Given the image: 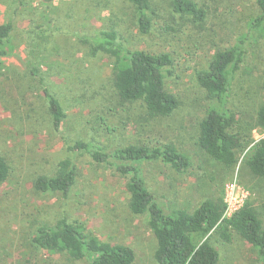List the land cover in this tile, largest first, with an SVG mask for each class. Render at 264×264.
<instances>
[{
	"label": "rangeland",
	"instance_id": "rangeland-1",
	"mask_svg": "<svg viewBox=\"0 0 264 264\" xmlns=\"http://www.w3.org/2000/svg\"><path fill=\"white\" fill-rule=\"evenodd\" d=\"M195 1L208 10L204 25L174 14L169 0H154L153 29L142 34L128 0H0V25H14L9 55L0 56V156L11 168L0 186V264H88L34 245L40 227L63 218L83 224L103 241L132 247L134 264H158L149 216L130 211L129 178L87 154L70 152L68 147L78 141L99 145L107 153L132 144L152 148L174 144L190 159L183 173L161 160L132 163L166 212L193 213L209 199L225 202L226 187L233 182L249 193L247 202L257 206L264 202V178L254 177L244 165L264 130H246L251 141L240 151L235 168L215 161L199 144L210 101L197 79L215 53L242 45L245 59L231 81L229 108L239 121L252 122L264 102L261 11L256 0ZM103 29L118 31L126 49L171 54L166 89L180 101L173 115L152 120L141 103L119 107L113 60L93 57L80 41ZM34 56L46 62L41 72L44 84L31 73ZM45 87L67 114L60 131L53 128ZM66 159L77 165L79 174L70 195L37 191L35 180L54 175ZM215 241L219 264H264L259 252L235 233L230 244Z\"/></svg>",
	"mask_w": 264,
	"mask_h": 264
},
{
	"label": "trees",
	"instance_id": "trees-1",
	"mask_svg": "<svg viewBox=\"0 0 264 264\" xmlns=\"http://www.w3.org/2000/svg\"><path fill=\"white\" fill-rule=\"evenodd\" d=\"M171 11L199 26L208 19V10L195 0H169ZM135 12L137 25L142 34L153 29L156 14L154 0H128ZM261 11L259 25H264V0H256ZM38 29L42 31V26ZM264 30V29H263ZM14 31L13 23L0 25V56H8V44ZM82 44L90 47L93 57L106 55L114 62L113 86L119 107L141 103L150 119H165L180 107L179 99L166 89V72L173 64L169 53L159 55L146 51L129 50L121 42L119 32L103 29L92 36L80 38ZM41 48L37 44L33 52ZM31 62V73L41 78L43 60ZM245 51L242 45L219 50L211 58L209 67L198 72L197 79L207 92L210 105L205 119L200 124L199 144L215 161L228 169L235 168L256 128L264 130V102L261 103L252 122L239 121L238 114L229 108L232 78L244 63ZM44 95L50 105L53 128L60 131L67 114L60 102L47 87ZM248 127V128H247ZM250 139V140H249ZM74 154H87L98 164L116 168L118 173L128 177L127 190L130 194L129 208L136 216H149V227L156 240L155 259L158 264H219L221 254L215 238L230 244L234 233L255 248L264 260V202L257 206L248 202L232 218H226L223 199H209L193 213L185 209L166 212L157 202L147 186L140 168L132 163L163 161L178 173L190 167V159L172 143L164 146L128 145L112 153L101 146L78 141L68 147ZM244 165L254 177L264 178V138L257 142L244 160ZM11 168L0 156V186L9 178ZM78 167L66 159L54 175L39 176L34 183L42 193H61L69 196L78 181ZM39 249L53 254H64L72 261L87 260L88 264H134L135 250L124 244L101 240L88 232L83 224L71 223L66 218L55 225L39 228L33 239Z\"/></svg>",
	"mask_w": 264,
	"mask_h": 264
},
{
	"label": "built area",
	"instance_id": "built-area-1",
	"mask_svg": "<svg viewBox=\"0 0 264 264\" xmlns=\"http://www.w3.org/2000/svg\"><path fill=\"white\" fill-rule=\"evenodd\" d=\"M248 198L249 193L237 182L228 184L225 191V217L232 218L248 203Z\"/></svg>",
	"mask_w": 264,
	"mask_h": 264
}]
</instances>
